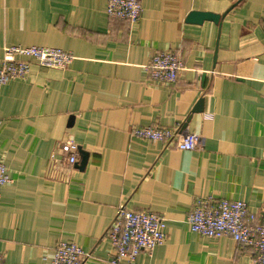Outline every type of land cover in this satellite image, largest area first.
<instances>
[{
	"label": "crops",
	"instance_id": "obj_1",
	"mask_svg": "<svg viewBox=\"0 0 264 264\" xmlns=\"http://www.w3.org/2000/svg\"><path fill=\"white\" fill-rule=\"evenodd\" d=\"M107 2L0 0V61L15 45L74 56L63 69L29 60L26 78L0 84V160L11 178L0 188V253L49 264L65 241L88 254L81 264H112L107 229L124 203L165 218L164 242L139 264H253L255 249L192 232L186 217L210 196L264 206V0H141L133 23L109 17ZM191 11L220 17L191 23ZM165 50L183 68L174 82H152L145 66ZM144 126L197 134L199 144L132 134ZM67 139L78 146L71 165Z\"/></svg>",
	"mask_w": 264,
	"mask_h": 264
},
{
	"label": "built area",
	"instance_id": "obj_2",
	"mask_svg": "<svg viewBox=\"0 0 264 264\" xmlns=\"http://www.w3.org/2000/svg\"><path fill=\"white\" fill-rule=\"evenodd\" d=\"M141 0H108L106 13L111 18L137 22L141 16ZM74 56L60 48L45 46H5L0 61V84L24 79L29 73L30 62L34 60L45 68H65ZM146 69L152 82H174L182 70L181 59L174 51H160L152 55ZM136 137L159 140L173 144L179 149L192 150L199 144V136L190 132L158 126L135 127ZM67 154L68 164L78 160V146L67 139L60 145ZM11 178L3 161L0 160V188ZM189 229L201 236L219 238L229 236L243 246L256 250L253 264H264V206L259 213L251 212L241 200L205 197L194 200L186 217ZM165 218L149 209L132 210L124 203L118 205L116 214L107 229L113 254L112 264H139L137 256L141 251L151 254L153 249L165 240L163 231ZM88 254L76 243L59 241L53 247L49 264H81ZM0 264L9 263L0 253Z\"/></svg>",
	"mask_w": 264,
	"mask_h": 264
},
{
	"label": "water",
	"instance_id": "obj_3",
	"mask_svg": "<svg viewBox=\"0 0 264 264\" xmlns=\"http://www.w3.org/2000/svg\"><path fill=\"white\" fill-rule=\"evenodd\" d=\"M219 17L220 16L218 14H214L211 12L191 11L187 16L186 21L191 23H201L205 19L217 21ZM192 112H202V100L198 101L197 105L193 108ZM87 156H88L87 152L81 150V160H80L81 167H83L86 164Z\"/></svg>",
	"mask_w": 264,
	"mask_h": 264
}]
</instances>
